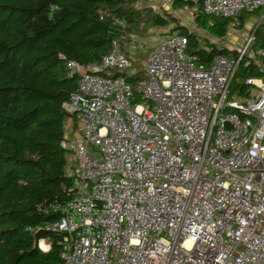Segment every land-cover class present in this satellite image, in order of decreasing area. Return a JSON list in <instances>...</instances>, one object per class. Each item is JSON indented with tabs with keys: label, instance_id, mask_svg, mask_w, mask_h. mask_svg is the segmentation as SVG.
<instances>
[{
	"label": "built area",
	"instance_id": "1",
	"mask_svg": "<svg viewBox=\"0 0 264 264\" xmlns=\"http://www.w3.org/2000/svg\"><path fill=\"white\" fill-rule=\"evenodd\" d=\"M257 10L259 25L264 0L203 1L237 23ZM254 40L203 66L187 35L168 32L137 92L102 73L132 66L116 40L100 64L67 62L78 89L63 103L71 196L52 226L61 264H264V79L245 78L258 94H229L242 62L264 74Z\"/></svg>",
	"mask_w": 264,
	"mask_h": 264
},
{
	"label": "trees",
	"instance_id": "2",
	"mask_svg": "<svg viewBox=\"0 0 264 264\" xmlns=\"http://www.w3.org/2000/svg\"><path fill=\"white\" fill-rule=\"evenodd\" d=\"M137 1L0 0V264H61L62 233L52 226L62 216L55 206L71 196V180L65 175L70 152L62 145L71 116L63 103L78 89L68 61L100 64L114 40L124 48L149 28L172 24L170 30L187 35V51L197 65L210 66L219 54L236 55L203 45L172 14L137 6ZM203 1L172 3L173 8H195L197 25L223 38L232 19L206 14ZM252 14L241 12L240 26ZM254 36L253 47L264 48V22ZM240 65L246 76L263 74L255 65ZM102 73L127 78L135 92L145 79L127 69ZM234 78L230 96L249 95L245 78L236 85ZM43 238L51 242L48 251L39 247Z\"/></svg>",
	"mask_w": 264,
	"mask_h": 264
},
{
	"label": "rangeland",
	"instance_id": "3",
	"mask_svg": "<svg viewBox=\"0 0 264 264\" xmlns=\"http://www.w3.org/2000/svg\"><path fill=\"white\" fill-rule=\"evenodd\" d=\"M167 4V3H166ZM137 6H139V3H137ZM176 15L179 17L177 18V21L181 23V25H184V23H188L190 21V26L187 28L189 31L193 32L195 35L198 36L200 43L205 45L208 44H214L219 47H226V45H233L230 47H233V49H237L236 47H239L244 43L246 38L253 34L254 30L259 26L258 21L254 22L255 15L252 14L249 17V20L243 21V26H239V24L232 23L230 25V29L228 30L229 33L223 38H216L215 36L211 35L208 30H205L204 28H199L194 23V20L191 19V15L193 14V10L188 8H182V10H178L175 12ZM191 19V20H190ZM170 27H175L174 24L167 28H160V27H151L147 30L146 33L139 36L135 40L126 42L124 46V52L126 55L131 59L132 66L127 68V72L129 74L138 73V71L144 75V78H146V64H147V58L149 54L153 50V46L155 43L166 33L173 32V30H170ZM170 30V31H169ZM176 31V30H175ZM238 42L241 44L240 46H236ZM256 48H260L258 46H255ZM241 65L238 67L237 75H235L234 78V85H236L238 82L243 81L246 73L244 74V69L241 68ZM139 73V74H140ZM260 75L262 79H264V74H258ZM250 89L252 90L253 94H258L259 90L256 89V87L251 86Z\"/></svg>",
	"mask_w": 264,
	"mask_h": 264
},
{
	"label": "crops",
	"instance_id": "4",
	"mask_svg": "<svg viewBox=\"0 0 264 264\" xmlns=\"http://www.w3.org/2000/svg\"><path fill=\"white\" fill-rule=\"evenodd\" d=\"M137 3H139V6L141 5H149L151 7H153L156 11H159V12H167L169 14H172L174 17L178 18L179 17L176 15V11L178 10H182V8H188L187 6L185 7H182V8H173V3H172V0H138ZM167 3V4H166ZM188 9H191L193 10V14L191 15V19L194 20V23L196 24L197 27H199L196 23V19H195V12H196V9L195 8H188ZM253 14L255 15L254 17V22L257 21V20H260L262 18V11L261 10H257L255 12H253ZM250 17V16H249ZM249 17L248 18H245L244 20H249ZM190 19V20H191ZM232 23H235L237 24V22H235L234 20L231 21L230 25ZM181 24V23H180ZM190 21H188V23H184L183 26H185L186 28H189L190 26ZM238 24L240 26V19L238 21ZM230 25L228 27V30L230 29ZM199 28H203V27H199ZM205 30H208L207 28H204ZM209 31V30H208ZM191 32V31H190ZM210 33V32H209ZM229 33V31L227 32ZM227 35V34H226ZM225 37V36H224ZM220 39V38H219ZM237 45L234 46V48L236 46H240L241 44H239L238 42H236ZM230 46H233V45H226V47L224 46V48H227L230 52H237L239 50V47H236L237 49H233V47H230Z\"/></svg>",
	"mask_w": 264,
	"mask_h": 264
},
{
	"label": "bare ground",
	"instance_id": "5",
	"mask_svg": "<svg viewBox=\"0 0 264 264\" xmlns=\"http://www.w3.org/2000/svg\"><path fill=\"white\" fill-rule=\"evenodd\" d=\"M40 246L45 251L49 250V245H48V243L46 241H41Z\"/></svg>",
	"mask_w": 264,
	"mask_h": 264
}]
</instances>
